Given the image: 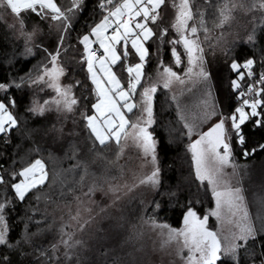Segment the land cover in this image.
I'll return each mask as SVG.
<instances>
[{"label": "snow or ice", "instance_id": "obj_1", "mask_svg": "<svg viewBox=\"0 0 264 264\" xmlns=\"http://www.w3.org/2000/svg\"><path fill=\"white\" fill-rule=\"evenodd\" d=\"M85 4L86 0H70V6L62 8L56 0H0V20L4 19L6 14L12 15L13 22L7 26L24 37V51L27 55L33 54L30 44L39 27L33 25L31 31H26L27 25L21 15L23 12L30 11L42 19H50L57 28L55 52L47 48L42 49L48 55L50 67L47 64H40L35 76L30 72L20 77L19 83L15 80L0 83V91L5 93L13 85L17 88L22 87L26 80L29 87L44 84L52 89L55 95L44 100L43 103L33 99L31 106L26 109L31 116L44 117L46 112L54 109L58 115L63 114L66 117L73 113L79 104L73 94V85H65L61 82L60 78L65 75L66 69L60 63L59 56L60 49L64 47L66 34L72 27V18L83 11ZM165 4L166 0H98L96 8L100 11L99 19L89 26L87 32L78 37V44L83 47L80 60L82 66L86 65L88 79L93 85V93L96 96V102L91 104L92 114H88V109L80 114L84 128L88 131L93 146L97 143L102 147L106 146L113 139L119 145L122 136L125 138L130 136L144 157L150 158L152 165L151 171L144 175L138 184H133L132 188L146 186L154 193H158L164 181L157 155L158 142L153 132L149 130L155 123L153 95L157 92L158 84L162 83L164 89L171 90L176 82L185 84V78L189 82L194 78L196 82L205 86L200 123H210L206 131H198L197 123L188 121L180 111L177 97L175 95L172 97L177 103V115L183 122V129L190 140L186 149L191 154V184L188 189V201L183 205V227L173 229L166 224L157 225L154 217H148L144 222L154 227L168 229L165 243L172 240L181 242L180 251L187 250V257H182L185 264H242V261L244 264H247V261L256 264L257 260L259 264H264V218H258L259 228H257L245 207L242 189L231 187L226 182L223 172L224 168L230 166L235 175L239 168L248 167L235 163L234 151H241L245 159L254 156L257 151H264V143H258V147L249 150L246 147L249 136L245 132L248 125H251L252 129H264V56L260 59L262 70L257 77L254 67L257 61L253 57L241 59L239 55L233 53V47L237 43L253 48L264 45V0H251L248 4L238 0H224L217 9L218 23L215 27L230 23L233 19L232 13L237 8L244 10L246 14H252L251 28L246 36L242 40L225 42L222 48L224 56L230 57L227 67L234 74V78L229 82L231 95L235 97L234 107L231 104H221L213 96L214 89L210 83L212 73L205 60V51L199 38L201 31L204 32L205 39L209 32L205 12L199 8L194 10V0H172L174 17L169 25L162 26L161 21L165 13L161 10ZM172 33H175V36L168 39ZM156 40L161 45L165 41L171 45V59L177 70L165 65L161 60L158 68H162V72L157 71L155 79L149 78L145 81V63L151 55L146 44ZM94 45L99 46L102 55L94 50ZM178 46L183 48L187 66H184ZM260 51L264 52V47H261ZM159 54L158 48L157 55ZM133 59L136 62H131ZM180 67H184L183 76L178 73ZM124 74L127 79L126 85L122 82L125 79ZM245 78L252 81L247 84L246 90L243 84ZM79 83L76 81V85ZM137 94L138 102L135 101ZM16 107L14 98L0 99V134L5 135V143H8L11 132L20 128V120L12 111ZM138 107L141 109V116L130 125L133 130L130 134L126 131V125L129 124L126 113ZM41 131L45 135L50 132L63 135V129L55 126L50 129H30L26 131V135L31 136L33 132ZM193 134L195 139L192 138ZM72 151L75 158L77 153L75 146L72 147ZM80 166L78 163L73 167ZM7 175L15 181L11 182L10 188L14 193V199L21 203L31 195L32 191H38L48 179L45 164L39 158L20 168L18 173L13 171ZM81 179L83 180V176ZM8 183L9 180H6L4 175H0V184L7 186ZM132 188H129V191ZM201 188L204 189L205 194L210 191L215 202V207L206 209L203 217L198 214L196 207L200 203L199 199H193L194 196L198 197ZM91 190L90 188L89 191ZM110 190L118 191V188L110 186ZM6 193L7 188L5 196L0 198V264H23V261L13 258V253L21 257L27 256L28 253L23 250L25 245L32 248L40 257H47L49 264L53 262L58 264L61 246L64 249L62 255L65 260L71 261L75 257L77 264H84L77 250L86 249L87 243L78 239L75 232L66 231L70 225L63 222V217L57 229L59 239L47 248L35 244V240L45 231L50 230L52 225L41 228L40 225L46 222V218L34 220L27 214L21 221L24 228L20 238L11 242L10 221L6 211L13 203V197L7 196ZM159 194L167 195L172 199L182 192L170 190ZM40 199L41 195L38 194L36 200ZM76 199L78 201L76 212L72 214L69 207V219L79 223L82 202L79 197ZM153 202L155 204L153 212L160 210V202L155 196L145 208L151 206ZM225 210L231 218L229 223H235V230L222 242L219 234L209 229L208 219L209 216H215L218 221L221 220ZM91 219L90 217L89 221L79 223L81 232ZM30 225H35L36 230L31 231Z\"/></svg>", "mask_w": 264, "mask_h": 264}, {"label": "trees", "instance_id": "obj_2", "mask_svg": "<svg viewBox=\"0 0 264 264\" xmlns=\"http://www.w3.org/2000/svg\"><path fill=\"white\" fill-rule=\"evenodd\" d=\"M97 2L98 0H86L83 11L73 16L72 27L66 34L64 47L60 49L59 61L66 69L61 82L65 85H73V94L79 101L73 113L65 117L63 114L58 115L53 109L51 112H46L44 117L29 115L26 109L31 106L33 99L43 103L44 100L54 95L52 89L44 84L29 87L26 80L20 88L13 85L6 93L0 91V99L6 100L11 97L16 100L17 107L12 111L20 120V128L11 132L8 143H5V135L0 134V175H4L5 179L9 180L7 186L0 184V198L5 196L6 188L7 196L13 197V203L8 206L6 211V216L10 221L11 242L20 238L24 228L21 221L27 214L31 215L34 220L46 218V222L40 225L41 228H47L49 224L52 225L50 230L45 231L35 240V244L47 248L59 239L57 229L60 226L61 217H63V209L75 203L77 197L81 198L90 188L92 189L99 182L107 180L116 172L121 142L118 145L115 140H111L106 146L102 147L98 143L93 146V141L89 138V133L85 130L80 115L86 109L91 115V104L96 101L93 85L88 79L86 65L82 66L80 60L83 47L78 44V37L87 32L89 26L99 19L100 12L96 8ZM238 2L248 4L251 0H238ZM56 3L62 8L70 6V0H56ZM223 3L224 0H207V2L206 0H194V10L199 8L205 12L206 26L209 29L207 39H205L203 31L199 33V38L205 51V60L208 62V67L212 73L210 83L214 89L213 96L221 104H231L234 107L235 97L231 95L229 86L234 74L227 67L230 63V57L224 56L222 48L225 46V42L231 43L234 39L242 40L246 36L247 31L251 28L252 14H246L244 10L237 8L232 13L233 19L230 23L222 27H215V24L218 23L217 9ZM161 11L165 13L161 24L167 26L173 18L170 0H166ZM22 18L27 25L26 31H31L33 25L39 27V31L30 44L33 48V54H25V39L8 28L7 25L12 23L14 18L10 13L6 14L4 19L0 20V83H9L13 80L19 83V78L30 72L35 76L40 64L50 66L48 55L42 49L47 48L52 52L56 50L57 32H54L52 26L50 27V23L30 11L24 12ZM49 22H51L50 19ZM173 36L175 33H172L168 39ZM146 47H148L151 55L145 63V81L149 78L155 79L157 71L162 72V68H158L161 60L165 65L172 66L174 70H177L171 59V45L167 41L163 45L158 40L149 41ZM261 47L264 45H257L253 48L246 45L242 46L240 43L233 47V53L239 55L241 59L253 57L257 61L254 66L257 76L262 70L260 59L264 56V52L260 51ZM158 48L160 50L159 55H157ZM178 51L181 53L184 66H187V58L183 54V48L178 46ZM131 62L134 63L136 60L133 59ZM117 72L119 74V69ZM178 73L183 76L184 67H180ZM124 76L125 79L122 82L126 85V74ZM76 81L80 82L79 85H76ZM185 81L183 85L178 82L174 83L171 90L164 89L160 83L157 92L153 95L155 123L150 126L149 130L153 132L158 142L157 155L162 169L163 186L160 187L158 193H154L151 189L150 191L145 186L138 196V200L133 201L127 211L124 208L125 213L124 210L120 213L121 217L117 215L116 219H113L112 215L106 214L105 217L109 218L106 220L107 222L97 224L79 235L75 232L78 239L87 243L86 249L77 250L84 264H146L144 252L140 251L139 246L134 244L128 246L121 235L120 237H116L115 234L109 235V228L113 227L115 222H119L118 226L124 224L122 222L124 218L128 219L125 223L126 226L129 223H137L139 219L147 220L148 217H154L156 223L163 221L175 227L183 223V205L188 201V189L191 184V154L186 149L190 140L183 129V122L177 115V103L172 100L173 95L177 97L181 113L187 117L189 122L197 123L198 131L203 130L209 124L208 122L200 123L202 101L205 99V86L196 82L194 78L191 82L187 78ZM243 84L246 88L248 84L246 78ZM135 101H139L138 94ZM137 109L135 108L132 113L138 111ZM53 126L62 128L63 135L60 136L54 132L45 135L42 131L33 132L31 136L26 135L27 130L50 129ZM245 132L249 136L246 145L249 150L258 147V143H264V129H252V126L248 125ZM194 136L195 134L192 138ZM73 146L77 149L75 158H73ZM233 156L236 163H246L248 166L246 169L244 168V172H248V174L244 173L243 189L247 195L246 201L251 220L259 228L258 218H264V151H257L254 156L245 159L242 152L236 150L233 152ZM38 158L42 159L45 164L48 172L47 181L38 191H32L24 202L16 201L10 188L11 182L15 181L7 174L13 171L18 173L20 168ZM78 163L81 166L74 168L73 166ZM251 170L256 171L255 183L249 173ZM82 176L83 180L81 179ZM253 188L256 189L254 193L248 192L249 189ZM170 190H179L182 194L172 199L167 195L159 194ZM193 191H195L194 187ZM38 194L41 195L39 201L36 200ZM153 196L161 205L160 210L156 212H153L154 202L145 208ZM197 198L200 203L196 207L203 217L206 209L213 208L211 192L208 191L205 194L204 189L201 188L198 197H193L194 200ZM210 222L211 216L208 219V227ZM209 229L214 231L211 227ZM30 230L35 231L36 226L30 225ZM23 250L28 253L27 256L21 257L13 253V258L23 261V264H49L47 257H40L27 245L24 246ZM63 251L61 246L58 264H77L75 257L71 261L65 260L62 255ZM241 255L243 257V253ZM242 264H244L243 261ZM247 264H252V262L247 261ZM256 264H259V260L256 261Z\"/></svg>", "mask_w": 264, "mask_h": 264}, {"label": "rangeland", "instance_id": "obj_3", "mask_svg": "<svg viewBox=\"0 0 264 264\" xmlns=\"http://www.w3.org/2000/svg\"><path fill=\"white\" fill-rule=\"evenodd\" d=\"M171 2L172 0H170V6ZM171 12L174 17V10L172 8ZM45 20L48 23L52 24L54 32H57V28L55 27L54 22H49V19ZM137 110L138 111H135V113H132L131 115H126V119L129 121V127H126V131L130 134L133 131L130 125L132 123H135L138 117L141 116V109L138 107ZM208 127H210V123L203 129V131H206ZM195 138L196 137L194 136L193 139ZM237 164L246 165V163ZM151 169L152 165L150 163V158L144 157L143 153L133 142L131 137H122L120 156L118 164L115 168L116 172L114 173V175L107 180L99 182L98 184L93 186L91 191H86L84 196L80 198L82 207L81 219L79 223H84L85 221H89L90 217L92 218L91 221L86 224V227L82 232L88 231L90 228L94 227L97 224L107 222L106 220L109 218L105 217L106 214L112 215L113 219H116L117 215L121 217L120 213H122L123 210L125 213V209L127 211L131 206L130 204L133 203V201H135L136 199L138 200V196L140 195V193H142L141 191L144 188H132V185L138 184L139 180L143 178L144 175L149 173ZM244 171V167H241L237 170V174L234 175L233 169L230 166L223 169L226 182L231 187H240L242 189L245 207L247 208L250 216V211L246 201L247 195L245 193V190L243 189L244 187L242 183V179L245 173ZM249 173L252 175L253 179H251L255 183L256 171L251 170ZM245 174H248V172H246ZM205 183L207 182L205 181ZM110 186H112L113 188H118V191L110 190ZM129 188H132V190L129 191ZM148 189L150 190V188ZM255 190V188L249 189L248 192L254 193ZM117 197H119V199H117ZM77 206L78 201L65 207V209H63L62 211V216L64 218V223L70 225V227L67 228L66 231H73L79 235L80 233H82L79 228V223L71 221L69 219V207L71 208L72 214H75ZM213 207H215L214 201ZM84 209H87V211H84ZM198 214L200 216L202 215V213L200 212H198ZM230 219L231 218L226 210L222 214L221 220L219 221L215 216H211L209 227H211L215 232L219 234V238L222 242L224 241L226 236H228L232 231L235 230V223H229ZM127 220L126 218H124V220H122L124 224H121L120 226H118L119 222H113V227L109 228V235L115 234L116 237H120L121 235V237L124 238V241L127 242L128 246H131L133 244L139 246L140 251L144 252V260L146 261V264H185V260L182 257H187V250L183 249V251H180L182 247L181 242L172 240L165 243V241H167L168 229L154 227L150 223H145L144 221L146 220L140 219L137 223H129V225L126 226L125 223H127ZM156 224H166L169 226V228L173 229H180L183 227V223L178 227L172 226L170 223L167 224L163 221L157 222Z\"/></svg>", "mask_w": 264, "mask_h": 264}, {"label": "built area", "instance_id": "obj_4", "mask_svg": "<svg viewBox=\"0 0 264 264\" xmlns=\"http://www.w3.org/2000/svg\"><path fill=\"white\" fill-rule=\"evenodd\" d=\"M98 11H99V9H98ZM100 12V11H99ZM94 50H96L97 51V53L99 54V55H102L103 54V52H102V50H100L98 47H94ZM258 77V76H257ZM247 79V78H246ZM248 80V79H247ZM252 81H250V80H248V83H251ZM247 87V86H246ZM245 90H246V88H245Z\"/></svg>", "mask_w": 264, "mask_h": 264}, {"label": "crops", "instance_id": "obj_5", "mask_svg": "<svg viewBox=\"0 0 264 264\" xmlns=\"http://www.w3.org/2000/svg\"><path fill=\"white\" fill-rule=\"evenodd\" d=\"M130 46V45H129ZM93 47H98L99 48V46L98 45H94ZM96 102V101H95ZM133 112V111H132ZM132 112H129V113H126V115H130ZM129 125H126V127H128ZM114 140V139H113Z\"/></svg>", "mask_w": 264, "mask_h": 264}]
</instances>
